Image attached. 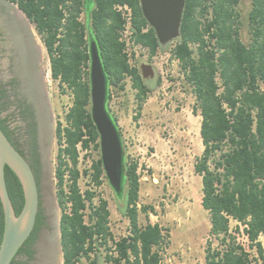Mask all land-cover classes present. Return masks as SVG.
<instances>
[{
    "label": "trees",
    "instance_id": "1",
    "mask_svg": "<svg viewBox=\"0 0 264 264\" xmlns=\"http://www.w3.org/2000/svg\"><path fill=\"white\" fill-rule=\"evenodd\" d=\"M6 1L17 5L35 26L49 56L52 79L62 94L72 97L65 124L58 122L55 130L63 264H162L169 245V229L158 223L140 224V214L148 218L155 208L140 205V163L127 154L118 117L110 108L113 94L124 92L127 80L135 91L138 115L153 91L151 79L143 77L141 68L132 62L134 54L127 50L123 38L127 19L120 6L131 10L132 45L147 49L150 59L169 50L195 97L193 113L202 118L204 145L195 171L202 177L201 204L211 223L206 264L264 260L260 240L264 237V0H250L244 17L239 8L242 0H186L180 37L166 46L144 17L140 0ZM91 40L99 48L108 80L107 108L124 147V187L116 195L130 225L120 238L112 231L109 201L101 191L108 180L90 111ZM5 92L0 85V98ZM1 111L0 127L11 141ZM90 157L91 164L81 167ZM34 172L39 184V167ZM82 179H87L86 188ZM6 181L18 215L24 191L9 166ZM232 221L237 222L234 230ZM4 224L0 198V244ZM43 224L39 209L23 250L30 255ZM241 227L247 245L236 236Z\"/></svg>",
    "mask_w": 264,
    "mask_h": 264
},
{
    "label": "rangeland",
    "instance_id": "2",
    "mask_svg": "<svg viewBox=\"0 0 264 264\" xmlns=\"http://www.w3.org/2000/svg\"><path fill=\"white\" fill-rule=\"evenodd\" d=\"M10 4L25 18L43 48V79L54 113L53 127L58 122L65 124L72 97L62 94L58 83L52 79L49 56L35 26L17 5ZM239 8L244 17L250 8V0H242ZM243 38L248 40L246 31H243ZM127 50L130 55L134 54L133 63L139 67L149 63L155 69V77L150 80L153 91L139 115L135 91L129 80L126 90L114 93L110 102L111 110L118 117L127 154L140 163V205L155 208L148 218L140 214V224L158 223L169 229V245L163 254L162 264H206L205 250L210 239L211 223L209 213L201 204L202 177L195 171L197 159L204 150L200 135L202 118L193 113L195 97L179 71L178 61L171 58L169 50L160 51L151 59L148 50L142 47L130 44ZM159 80L161 83L158 84ZM135 116H138L137 120ZM57 150L53 130L49 158L59 226L61 213L55 179ZM90 164L91 157L81 167ZM81 184L86 188L87 179H82ZM101 191L109 201L112 231L116 238H120L128 233L129 219L121 213L122 202L109 182L104 184ZM236 226L237 222L232 221V230ZM236 236L247 245L242 227ZM260 240L264 247V237ZM60 251L63 264L61 245ZM255 264H264V260Z\"/></svg>",
    "mask_w": 264,
    "mask_h": 264
},
{
    "label": "water",
    "instance_id": "3",
    "mask_svg": "<svg viewBox=\"0 0 264 264\" xmlns=\"http://www.w3.org/2000/svg\"><path fill=\"white\" fill-rule=\"evenodd\" d=\"M9 4L21 24L27 27L40 50L39 67L43 71V48L34 31L20 12L9 2L0 0V6ZM144 17L155 30L162 46L180 37L186 0H140ZM13 4V3H12ZM22 12V11H21ZM91 116L99 133L100 157L107 180L119 195L124 187V147L120 132L107 108L108 80L95 40L90 41ZM0 55V82L11 75ZM23 68V67H22ZM145 79L155 77V69L149 63L141 65ZM23 73L24 68H23ZM43 73V72H42ZM6 166L19 178L24 191V204L17 215L9 195ZM0 198L4 209V232L0 244V264H11L19 250L35 229L39 209L44 224L38 236L37 249L31 264H62L57 206L53 195L52 170L48 154L45 169H40L39 184L28 160L13 145L0 127Z\"/></svg>",
    "mask_w": 264,
    "mask_h": 264
},
{
    "label": "flooded vegetation",
    "instance_id": "4",
    "mask_svg": "<svg viewBox=\"0 0 264 264\" xmlns=\"http://www.w3.org/2000/svg\"><path fill=\"white\" fill-rule=\"evenodd\" d=\"M0 55L5 56L2 63L11 75L7 81L0 82L6 89L5 97L0 98L1 117L6 120L11 141L33 170L36 166L44 170L53 130L56 136L54 113L39 67V47L8 3L0 6ZM22 67L26 70L24 73ZM37 241L38 237L32 246L33 254L23 251L24 244L11 264H31Z\"/></svg>",
    "mask_w": 264,
    "mask_h": 264
},
{
    "label": "built area",
    "instance_id": "5",
    "mask_svg": "<svg viewBox=\"0 0 264 264\" xmlns=\"http://www.w3.org/2000/svg\"><path fill=\"white\" fill-rule=\"evenodd\" d=\"M119 10L123 11V14L127 19V25H126L125 30L123 31V38L127 41L128 45H130V44L132 45V43L130 41V37L132 34V31H131V10L128 6H120ZM137 47H141V46L138 45Z\"/></svg>",
    "mask_w": 264,
    "mask_h": 264
}]
</instances>
